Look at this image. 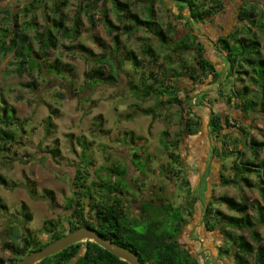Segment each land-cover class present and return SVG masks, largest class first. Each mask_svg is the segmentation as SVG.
Listing matches in <instances>:
<instances>
[{
    "label": "rangeland",
    "instance_id": "1",
    "mask_svg": "<svg viewBox=\"0 0 264 264\" xmlns=\"http://www.w3.org/2000/svg\"><path fill=\"white\" fill-rule=\"evenodd\" d=\"M122 1L129 2L132 11L142 19L149 18L153 9L151 19L157 22L155 29L167 30L168 20L172 23L174 20L184 22L176 26L175 36L172 32L168 35L176 38V41L183 38L175 50L179 52L178 55L173 54L171 45H160L152 37L150 32L153 29L149 32L138 29L130 34L123 33L120 22L111 11V1L99 0L98 6L101 5V9L95 5L87 12L84 4H91V0H68L60 11L64 15L63 28L55 33L56 46L44 55V66L48 67L50 75L44 70L18 75L13 71V53L0 57V99L14 109L15 117L27 120L26 132L21 135L20 143L5 155L0 154V175L5 180L4 185L0 184V202L5 206V209L0 208V260L3 264H10L14 256L13 248L16 244L10 237L12 228L18 229L17 243L21 242V236L26 232H30L40 242H46L49 233L44 230V220L66 222V205L73 196L72 180L77 167L86 173L85 184L91 188L90 191H99L98 187L92 185L99 180L121 190L122 194L116 196L125 199L128 208L123 211H127L129 218L139 217L137 199L131 201L133 196L147 193L145 200L152 199L156 204L160 202L157 199H160L164 209L160 214L149 210V216L151 219H167L165 230L171 234L176 233L173 228L178 222L177 218L184 220L178 241L190 249V255L199 264H233L232 260L225 261L226 257L224 260L212 258L215 256L214 247L224 246V237L218 225L211 231L205 228L202 203L213 202L221 214H232V210L217 200L219 196L227 195L239 201L247 198L249 203L261 201L258 177L249 176L251 187L241 182L222 185L220 180L221 175L229 178L232 176L231 166L236 152L227 153L228 150H240L241 160H253L255 168L264 162V147L258 150L257 156L248 147L254 141L264 143V112L256 111L260 109L258 106L253 109L248 106V99H256L258 92H255V87L247 77L241 80L243 76L239 75L238 69L229 70L230 62L217 51L213 41L218 35L231 31L237 30L240 33L242 23L238 19L237 10L242 5L249 8L247 3L254 4L253 19L264 20V0H223L221 9H212L215 14L212 21H205L208 24L190 21L186 9L178 18L179 7L173 0H144L136 3L134 0ZM33 2L0 1V9L15 13L18 24L34 17L35 29L27 31L30 40L34 38L35 32H40L44 25L50 24L52 18L56 21L60 19V12L54 14L48 11L47 5L51 0H46L45 8L30 9L28 15L21 11ZM101 10L117 27L112 32L102 23ZM45 14H49V18L46 19ZM91 15L93 23L89 22ZM5 16L6 13L0 12V26L6 25ZM77 17L80 22L79 34L75 38H68L66 30ZM251 19L245 18L244 23L252 27V34L260 43L261 54L264 56L262 33L258 27L247 22ZM131 21L136 25L135 20ZM115 33L119 38L117 46L113 44L112 38ZM145 36L142 41L141 38ZM194 36L204 45L207 59L221 71L215 84L208 86V77H200L203 83L198 85L197 81L189 77L188 69L183 70V64L189 66L193 59L192 52L181 50L188 40L196 38ZM240 36L252 37L244 34ZM142 43H151L156 57L150 58L143 54ZM80 44L90 50L91 54L80 51ZM33 45L37 48V41H33ZM129 51L137 55L141 66L137 67L132 60H126ZM171 59L174 61V69L182 73L175 79L172 76L168 78L171 75L168 70ZM99 60L102 62L98 63ZM98 65H102L107 74L115 69L111 73L115 80L96 84L89 81L86 74ZM32 81L35 88L26 87ZM171 82L180 87L177 95L180 96L184 110L189 109V101L191 110L202 119L199 129L193 130L191 134L183 132L177 136L182 127V119L179 118V106L168 102L169 91L166 85ZM245 84L251 86L250 95L247 100L238 102L233 93ZM218 88L220 90L216 94ZM204 93L210 94L204 98ZM186 94L188 99L185 98ZM141 108H150L149 114H141ZM242 108L245 111H241ZM210 109L222 117L230 115L248 134L226 126L222 119L223 129L216 137L209 131ZM128 114L131 116L127 117ZM48 117L50 124L47 123ZM171 142L176 147L170 146ZM220 148L227 151L224 150L222 154ZM50 149L58 150L55 157L48 153ZM215 150L220 151L219 154L214 155ZM171 153L178 156L175 163L170 158ZM225 153L228 156H224ZM189 165L193 171L188 170ZM100 193L107 194L104 190ZM51 197L54 202L52 205L49 200ZM23 204L30 213V219L26 221L20 214ZM247 211L253 218L256 217L252 205L248 206ZM141 224L132 227L142 231L144 221ZM256 230L263 235L261 226H257ZM241 233L249 239L247 231ZM261 245L264 246V240Z\"/></svg>",
    "mask_w": 264,
    "mask_h": 264
},
{
    "label": "trees",
    "instance_id": "2",
    "mask_svg": "<svg viewBox=\"0 0 264 264\" xmlns=\"http://www.w3.org/2000/svg\"><path fill=\"white\" fill-rule=\"evenodd\" d=\"M2 1V0H0ZM99 0H91V4L85 5V11L89 12L90 8L93 6L101 9V5L98 6ZM112 2V13L117 21L121 24V29L123 33H131L138 29H144L145 32H149L156 38L160 45H171V49L174 55H178L175 50L178 49L177 44L183 39L168 37L172 32L174 34L175 28L174 24L168 20L167 30L155 29L157 22L151 17L154 12L152 9L151 14H147L149 18L142 19L131 9V4L122 0H109ZM144 0H134V3ZM179 7L178 18H181V12L184 13L186 9L188 11V17L190 21L194 23H202L212 21L215 12L212 9H221L223 7V0H173ZM68 3V0H51V3L47 5L48 11L50 13H58L63 7ZM103 3H105L103 1ZM46 0H34L33 3H29L28 6L21 9L27 15L30 13V9L35 7L45 8ZM210 4V5H209ZM250 7L240 6L237 10L238 19L241 21V31L240 33L235 30L231 31L225 35H218L213 41L216 49L219 53H222L229 63V70L233 71L234 68L238 69L239 75L243 77L241 80H247L255 87V92H258L256 99H248V106L254 108L255 106L260 107V112H264V56L261 54L260 43L257 41L255 34H252V27L244 23L245 18L251 19L247 20L248 23L255 27H258L263 36V48H264V20L260 21L259 18H254L255 7L254 4L247 3ZM153 5V2H152ZM249 9V10H247ZM168 10V9H167ZM0 12L6 13L4 19L7 23L5 26H0V57L5 56L8 53H13L14 58V69L13 71L18 75L31 74V72L45 71L48 75L47 66L45 65L44 55L49 49L56 46V35L63 28V14L60 12V19L58 21L52 18L50 24L44 25L43 30L40 32H35L34 38L29 39L27 31L34 30L36 23L34 22V17L26 20L23 23L18 24L17 16L11 10L1 8ZM102 17V23L107 27L109 32L117 27L114 25L113 21L107 16L105 11H100ZM169 12V11H168ZM46 15V14H45ZM184 16V15H183ZM49 18V14L46 15ZM250 17V18H249ZM176 18V17H175ZM135 20L133 25L131 20ZM89 22L93 23V16H89ZM79 18L74 20V23L66 31L68 32V38H75L79 34ZM247 24V25H246ZM246 31V32H245ZM71 32V35L69 33ZM180 32V31H179ZM251 35V38H242L240 35ZM192 41H187L185 46L182 48L183 51L192 52L193 63L186 66L183 64L186 71L188 69V75L191 79L197 81V84L203 83L200 77L204 79L208 77V86L215 84L221 71H218L216 66L207 59L205 54V47L202 42L197 40V36H194ZM113 38V44L118 45V34L115 33ZM146 38H141L142 41ZM149 38V37H147ZM162 38V41L160 39ZM151 39V37L149 38ZM175 39V40H174ZM230 39L233 41L230 42ZM33 41H37L38 47L35 48ZM174 41V42H172ZM172 42V43H171ZM212 42V40H211ZM143 54L149 55L150 58L156 57L154 50H152L151 43L143 45ZM176 45V47H175ZM174 47V49L172 48ZM80 51L90 53V50L85 49L81 44L79 45ZM173 55V56H174ZM126 60H132L134 65L141 66V60L138 59L137 55L133 51L127 53ZM98 62V61H97ZM102 62L99 60L98 63ZM171 65L168 66L170 71V76L168 78L179 77L182 73L176 68L174 69V61L170 60ZM53 65V64H51ZM50 67V66H49ZM51 69H56L50 67ZM91 73H87V78L89 81H93L94 84L104 81L108 83L109 81H114L115 76L111 74L114 70H111L110 74L104 71L102 65L93 67ZM53 71V70H52ZM54 72V71H53ZM57 72V71H56ZM86 83H89L88 81ZM91 84V83H90ZM93 84V85H94ZM87 85V84H86ZM34 87L35 83L32 81L31 84H27L26 87ZM164 87V86H163ZM169 87V88H168ZM166 89L169 91L168 102L170 104H175L179 106L180 116L182 119V127L177 136H181L183 132L191 134L193 130L199 129L202 124L201 117L191 110L190 102L188 101V110H184V106L181 104L180 96L177 95L180 87L178 84L168 83ZM219 88L215 92L219 93ZM203 92L201 89L199 90ZM198 91V92H199ZM251 86L245 84L240 90L234 92L235 97L238 102L247 100L250 95ZM210 93H204L202 96L205 98ZM160 95V93H158ZM170 95L172 97H170ZM61 96V95H60ZM188 95H185V98ZM208 103H211L208 101ZM236 105H238L236 103ZM208 108V106H206ZM54 108L53 111H55ZM150 108H141V114H149ZM245 111V109H241ZM52 113V112H51ZM154 113L153 116H155ZM128 114L127 117H130ZM222 119L226 126L235 127L243 134H248L244 128H240V124L233 117L224 116L217 114L210 109V117L208 121L209 131L216 137L220 134L223 129ZM234 122L230 124L229 121ZM47 123L50 124V117L47 118ZM27 120H20L14 116V109L7 106L0 99V154L5 155L6 152L12 151V149L18 145L20 142L21 135L26 132ZM195 130V131H196ZM225 136V133L223 134ZM236 143L235 141L233 142ZM251 143V142H250ZM253 144H248V147L257 156L258 150L264 147L263 142H252ZM233 144V147H234ZM170 146H175L174 143H170ZM236 149V148H235ZM225 148H220L222 154ZM220 151H216L214 155L219 154ZM227 151V150H226ZM229 151V152H228ZM227 153L236 152V157L233 159L232 176L226 177L221 175L222 185L240 184L243 183L247 187H251L250 175L259 178L261 185L258 186L261 201H254V203H249L247 198H242L239 201L234 197H229L227 195H221L217 198L219 202L224 203L227 208L232 210V214H221L218 209L214 207L213 202L207 201L204 205V217L203 223L208 231L213 230L218 225L221 229V234L224 237L222 247H214L215 256L213 259L232 260L233 264H264V246L261 245V241L264 240V162L259 167H254L255 162L253 160H247L243 162L241 160L240 150H228ZM48 153L55 157L58 150H48ZM227 153L224 154V156ZM219 156V155H218ZM231 156V155H229ZM177 154H170V158L173 159L175 163L177 161ZM86 173L81 171L78 167L75 169L74 178L72 180L73 185V196L68 200L66 209L68 211V217L62 222L56 219L44 220V230L49 233L48 240L46 242H40L34 237L30 232H26L21 236V242L17 243L18 229L16 227L10 230V237L16 246L13 248V259H11L10 264H16L25 254L32 250H38L48 243L62 237L64 234L77 229L82 226H89L94 228L96 232L105 238H109L112 241L131 249L138 255L140 262L143 264H199V261L191 256L184 248H181L177 243L176 234H171L165 230L167 224V219L157 220L151 219L149 213L151 211L155 213H161V208H156L154 204L147 203L143 208L145 212V219L138 221L135 218H129L127 211H123L128 208L125 199L118 198L117 194H122L114 185H107L102 180L98 183H92L93 186L98 187L99 191L92 192L91 188L87 186L86 183ZM0 184H5L4 178L0 175ZM18 185V184H14ZM104 190L107 194L100 193ZM49 195L51 192H48ZM113 196V197H112ZM51 205L54 204L53 197L50 199ZM125 202V203H124ZM253 206L255 210L256 217L253 218L248 213V206ZM0 208L5 209V206L0 202ZM169 209H172L168 205ZM161 209V210H160ZM21 216L23 219L29 220L30 213L27 212L26 206L23 204L21 207ZM144 221V229L142 231L135 230L132 226H140ZM174 224L173 231L178 232L180 228L181 218H177ZM142 225V224H141ZM143 226V225H142ZM257 226L262 227L263 235L261 236L256 230ZM237 231V232H236ZM247 231L249 233V239L246 238L243 233ZM202 253V252H201ZM224 261V262H225ZM0 264H3L0 260ZM36 264H128L122 261L115 255L109 253L103 248L99 247L96 243L92 241L78 242L72 244L63 250L55 253L52 256L42 259ZM206 264V263H203Z\"/></svg>",
    "mask_w": 264,
    "mask_h": 264
},
{
    "label": "water",
    "instance_id": "3",
    "mask_svg": "<svg viewBox=\"0 0 264 264\" xmlns=\"http://www.w3.org/2000/svg\"><path fill=\"white\" fill-rule=\"evenodd\" d=\"M87 241L96 243L99 247L128 264H143L140 262L138 255L131 249L126 248L109 238L100 236L94 228H90L89 226H82L74 229L64 234L62 237L48 243L44 247L30 251L16 264H36L42 259L52 256L72 244Z\"/></svg>",
    "mask_w": 264,
    "mask_h": 264
},
{
    "label": "flooded vegetation",
    "instance_id": "4",
    "mask_svg": "<svg viewBox=\"0 0 264 264\" xmlns=\"http://www.w3.org/2000/svg\"><path fill=\"white\" fill-rule=\"evenodd\" d=\"M211 20H213V18ZM131 182L133 183V181H131ZM149 195H152V194H149ZM133 197L134 198H131V201H135V199H137L136 203L138 204V206L136 205L137 206L136 210H138V214H139L138 215L139 217L137 218V220L141 221V220L145 219V216H144L145 212L143 211V208L145 207V204H147V203H150V204L155 203L156 204V202H154V200H152V199H149V201L145 200V197L146 198L148 197L147 193L146 194H139V195L133 196ZM157 200H158V202L159 201L162 202L160 199H157ZM160 202L156 204L157 206L155 205L156 208H161L164 205V204H161ZM203 217H204V214L202 215V220H203ZM183 222H184V220L182 222L180 221V228L178 229V232L175 233L176 234L175 237H176L177 243L180 245V247L184 248L189 254H191L190 251H189L190 249L185 248V246L182 245L181 243H179V241H178V237H179V235H180V233L182 231L181 228L183 227Z\"/></svg>",
    "mask_w": 264,
    "mask_h": 264
},
{
    "label": "crops",
    "instance_id": "5",
    "mask_svg": "<svg viewBox=\"0 0 264 264\" xmlns=\"http://www.w3.org/2000/svg\"><path fill=\"white\" fill-rule=\"evenodd\" d=\"M177 12V11H176ZM181 22V23H180ZM178 21V20H174L173 21V24H174V28H176V26H179L180 24L182 25V24H184V22H182V21ZM205 24H208V23H205ZM221 27V26H220ZM220 30H221V28H219ZM223 29V28H222ZM177 31H178V29H177ZM176 31V32H177ZM188 168V167H187ZM188 170H190V171H193V169H192V167L189 165V168H188Z\"/></svg>",
    "mask_w": 264,
    "mask_h": 264
}]
</instances>
